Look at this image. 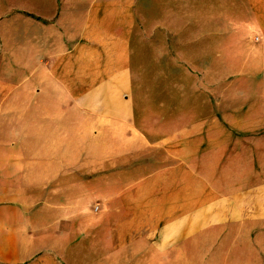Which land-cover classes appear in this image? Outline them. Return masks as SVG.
Wrapping results in <instances>:
<instances>
[{"label":"crops","instance_id":"1","mask_svg":"<svg viewBox=\"0 0 264 264\" xmlns=\"http://www.w3.org/2000/svg\"><path fill=\"white\" fill-rule=\"evenodd\" d=\"M136 1L0 17V264H264V0L226 7L240 33L201 36L186 55L202 64L186 71L173 28L142 74ZM217 60L239 66L216 74ZM13 70L20 100L8 102Z\"/></svg>","mask_w":264,"mask_h":264},{"label":"rangeland","instance_id":"2","mask_svg":"<svg viewBox=\"0 0 264 264\" xmlns=\"http://www.w3.org/2000/svg\"><path fill=\"white\" fill-rule=\"evenodd\" d=\"M48 1L52 0H0V17L20 7L34 9L36 6H46ZM236 3L237 0H137L136 23L134 35L132 37L133 56L135 60L134 73L142 74L145 68H147V70L150 68L154 69L161 50V36L164 39V43H169L172 40L175 41L176 37L173 36L175 35V30L173 28L178 27L180 30L178 33L181 39L183 37L185 55L186 53L190 54L193 46L192 44L199 38H202L201 36H204V39L215 40L217 44L225 40L234 41L236 39L235 36L228 32L231 31L232 34H239L240 32L237 29L239 28V24L241 25V21L239 23V20L236 19V13H225V8L229 6L233 8L237 5ZM21 12L25 13V11ZM6 19H2L1 21H5ZM230 21H232L231 26L229 25ZM161 22L167 25L168 30L163 28V30H161ZM225 23H228L229 26L226 27ZM208 27H210L209 30L207 29ZM0 32H5L3 25L0 26ZM8 49L14 52L15 41L10 42V47ZM186 56L189 57V60H186L184 63V71L191 68V66L195 67L196 65L202 64L190 60V55ZM169 66L170 64H168V67ZM234 66L237 68L239 62L228 63L217 60L209 63L208 68L218 74V72L222 73L226 70H231ZM156 69L158 70L159 68ZM169 69L172 68L169 67ZM18 71L19 70H13L8 72V82L10 83L7 93L8 102L20 100V94H17V88L21 85L19 77H16ZM23 80L25 82L29 81L27 78ZM221 81L223 80L221 79ZM135 96L137 100L143 101V93H138ZM27 97L29 101V94ZM15 113L16 110L14 107L7 110L8 116H15ZM96 202L97 201H94L92 203L93 206ZM93 206L91 205V207ZM129 224V228L132 229L136 225L135 223L133 227H130L131 223ZM91 225L92 229L109 230L111 223L99 222ZM123 228H128V223H126V226L124 225ZM136 228L137 227L134 229ZM140 228L155 232L154 234L158 235L159 231L174 232L175 224L146 223L144 226H140ZM167 249L169 251L166 257L168 262L175 263L176 254L174 251V244L168 245ZM204 258L205 255L200 256V264H202ZM216 263L221 264V262H218V259Z\"/></svg>","mask_w":264,"mask_h":264},{"label":"built area","instance_id":"3","mask_svg":"<svg viewBox=\"0 0 264 264\" xmlns=\"http://www.w3.org/2000/svg\"><path fill=\"white\" fill-rule=\"evenodd\" d=\"M100 206H101L100 203L97 202V203H95V205L93 206V209H94V210H98Z\"/></svg>","mask_w":264,"mask_h":264}]
</instances>
